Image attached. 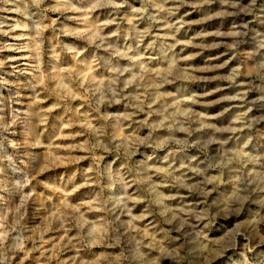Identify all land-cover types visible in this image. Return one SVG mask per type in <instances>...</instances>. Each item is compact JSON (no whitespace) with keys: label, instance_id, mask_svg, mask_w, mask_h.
<instances>
[{"label":"rangeland","instance_id":"374dc122","mask_svg":"<svg viewBox=\"0 0 264 264\" xmlns=\"http://www.w3.org/2000/svg\"><path fill=\"white\" fill-rule=\"evenodd\" d=\"M0 264H264V0H0Z\"/></svg>","mask_w":264,"mask_h":264}]
</instances>
